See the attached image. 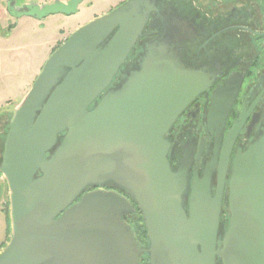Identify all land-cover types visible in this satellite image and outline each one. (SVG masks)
I'll list each match as a JSON object with an SVG mask.
<instances>
[{
  "label": "water",
  "instance_id": "obj_1",
  "mask_svg": "<svg viewBox=\"0 0 264 264\" xmlns=\"http://www.w3.org/2000/svg\"><path fill=\"white\" fill-rule=\"evenodd\" d=\"M6 1L11 16L38 19L74 14L82 2ZM159 2L125 0L77 27L14 106L0 154L10 223L0 264H141L143 254L149 264H264V125L236 147L226 189L229 221L217 235L238 119L223 140L214 194L210 172L195 171L186 210L191 154L172 169L166 133L207 80L183 65L166 31L147 44L120 85L109 86ZM241 79L232 74L212 92L208 125H224ZM89 185L125 195L86 191ZM135 206L147 246L125 217Z\"/></svg>",
  "mask_w": 264,
  "mask_h": 264
},
{
  "label": "flooded vegetation",
  "instance_id": "obj_2",
  "mask_svg": "<svg viewBox=\"0 0 264 264\" xmlns=\"http://www.w3.org/2000/svg\"><path fill=\"white\" fill-rule=\"evenodd\" d=\"M212 1L213 7L210 9L198 1L196 4V0H160L159 13L150 14L142 34L109 86L120 85L127 74L138 67V59L147 44L160 38L166 31L173 34L170 35L169 45L176 47L183 65L199 71L207 80V87L184 107L166 133V138L174 145L172 156H168L172 169L175 170L181 164L184 152L191 154L187 190L182 203L186 210L195 171L198 177H202L206 171L210 172L211 195L214 194L223 140L238 119L239 131L226 166L217 224L219 235V231L226 230L229 221L226 189L236 147H245L264 125V0ZM175 18L181 22H174ZM175 37L177 40L172 41ZM232 74L241 75L242 79L229 99L224 125L210 126L207 115L212 92L222 88ZM219 133H222V137L218 136ZM95 189L114 190L125 195L120 189L108 185H89L86 191ZM125 217L134 228L136 240L147 246L146 231L141 225L137 207L125 213ZM141 264H149L147 254H143Z\"/></svg>",
  "mask_w": 264,
  "mask_h": 264
},
{
  "label": "rangeland",
  "instance_id": "obj_3",
  "mask_svg": "<svg viewBox=\"0 0 264 264\" xmlns=\"http://www.w3.org/2000/svg\"><path fill=\"white\" fill-rule=\"evenodd\" d=\"M30 1L46 3L48 0H17V4ZM123 1L82 0L78 12L74 14L55 13L38 19L30 16L15 18L7 11V1L0 0V154L14 106L29 89L54 47L75 28L112 10ZM197 1L202 6L213 7L212 0H196V4ZM59 38L61 40L57 41ZM7 198V185L0 175V209L5 207ZM2 223L0 211V234ZM9 237L10 232L5 244Z\"/></svg>",
  "mask_w": 264,
  "mask_h": 264
},
{
  "label": "trees",
  "instance_id": "obj_4",
  "mask_svg": "<svg viewBox=\"0 0 264 264\" xmlns=\"http://www.w3.org/2000/svg\"><path fill=\"white\" fill-rule=\"evenodd\" d=\"M61 43H62V42H61ZM61 43H58V44L54 47V49L57 48ZM54 49H53V50H54ZM7 128H8V127H7ZM6 132H7V130H6ZM5 135H6V133H5ZM4 138H5V136H4ZM4 138H3V141H4ZM2 145H3V142L1 143V149H2ZM2 211L4 212V214H5V216H6L7 234H9V232H10V223H9V202H8V198H7V202H6L5 207L2 208ZM140 219H141V225H142L143 228H144V225L142 224V218L140 217ZM137 224H138V223H137ZM142 226H141V229H142ZM138 228H140L139 225H138ZM135 229H137V227H135ZM1 245L4 246V245H5V242L2 243Z\"/></svg>",
  "mask_w": 264,
  "mask_h": 264
},
{
  "label": "crops",
  "instance_id": "obj_5",
  "mask_svg": "<svg viewBox=\"0 0 264 264\" xmlns=\"http://www.w3.org/2000/svg\"><path fill=\"white\" fill-rule=\"evenodd\" d=\"M51 1H53V0H51ZM51 1L48 0L47 2H51ZM59 40H61V39L60 38L57 39V41H59ZM0 211H1V214H2V222H3L2 223V233L0 234V250H1V247H2L1 244L5 242L6 237H7V224H6V216H5L4 212L2 211V209H0Z\"/></svg>",
  "mask_w": 264,
  "mask_h": 264
}]
</instances>
